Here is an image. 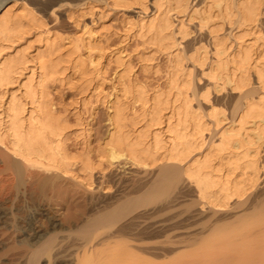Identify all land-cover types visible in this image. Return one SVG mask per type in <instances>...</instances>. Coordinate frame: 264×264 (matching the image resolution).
Instances as JSON below:
<instances>
[{
    "label": "bare ground",
    "instance_id": "bare-ground-1",
    "mask_svg": "<svg viewBox=\"0 0 264 264\" xmlns=\"http://www.w3.org/2000/svg\"><path fill=\"white\" fill-rule=\"evenodd\" d=\"M11 1L18 8L0 0V264H171L191 247L192 257L180 264H264V0H159L151 17L126 28L166 55L165 84L148 90L116 54L99 154L143 168L142 185L133 188L140 202L171 192L162 207L147 209L131 208L134 191L110 199L93 191L97 166L68 153L69 111L55 112L50 102L52 83L70 84L68 69L80 75L79 94H89L102 64L90 53L87 63L79 49L90 52L97 42L87 36L63 47L27 0ZM94 1L115 10L146 8V0H42V14L50 10L55 18L58 8L68 18ZM202 78L204 88L197 86ZM222 92L237 94L232 117L211 102ZM30 168L74 177L86 193L84 211L67 225L60 221L42 200L52 178ZM184 180L194 185L199 210L209 212L193 211L192 203L182 215L175 212L180 199L172 194ZM112 218L124 222L117 226ZM191 221L195 228L186 225ZM223 222L228 231L233 222L246 231L238 240L231 231L224 234L230 241L211 240Z\"/></svg>",
    "mask_w": 264,
    "mask_h": 264
},
{
    "label": "rangeland",
    "instance_id": "rangeland-1",
    "mask_svg": "<svg viewBox=\"0 0 264 264\" xmlns=\"http://www.w3.org/2000/svg\"><path fill=\"white\" fill-rule=\"evenodd\" d=\"M5 1L8 2V7H12L13 9L18 8L16 7V4L13 3L11 0ZM20 1L18 0L17 2ZM158 1L159 0H146V8L142 9L139 5H132L131 7L117 10L106 4L101 3L100 1H94L89 2L88 5L85 4L84 6L79 7L78 9H73L68 18L65 13L58 12V8L54 9L56 13L55 18L52 15L50 16V10H48L46 14H42V0H27L26 3H29L28 5L34 8V10L42 16V20L45 22L46 27L49 29L51 35L57 36L63 40V47L69 48L71 44H73V41H77L78 39H81V37L83 39H86L87 36L93 37V39H95L94 41L97 42L95 47L93 46V50H91L90 52L83 46L79 49V54L86 61L88 60L90 54H93V56L96 58L100 56V58L98 59H100L99 61L102 64V68L99 72V75L95 77L96 79L93 80V83L90 86L89 94L86 95L85 98L83 97V95L86 94V92L83 94H79L78 85L81 84L80 75L76 70L68 69L67 73L70 74L71 77L70 84H63L59 81L52 83L49 86L48 92L50 96V102L55 112H64V109H67L69 111V114L67 115L66 128V149L68 153L70 155H73L79 152L80 154L86 155L92 162V164L97 166L92 174L93 185L91 188L93 189V191H99L101 195H103V197L107 199H110L111 197H113L114 193L117 194L120 191L123 194H132L131 191H134L133 198H135L137 201L134 202V199L132 198L133 201L131 202V205L134 207H130L135 208L136 206V208L139 207V209L140 207L144 209L145 206V208L147 209L148 207L150 208L155 204H157L155 205L156 207H162L163 203L165 202L164 204H166L167 202V195H171L170 189L169 194H167V191L165 190L166 197L163 196L164 194H162V192H160L162 196L161 194L156 195L159 194L156 193L155 196H153L152 198L148 197L145 198V200L141 199V201L143 200V202H140L138 200L139 197L135 196V194L137 195L138 191L136 192L135 190H138V188L141 187L139 182H141L142 185L141 174H145L143 168H141L140 166L133 165L130 161L125 158L109 163L106 158L101 159L99 153L109 129L107 112L109 103L113 97L111 93L114 90L113 84L115 83L114 72L116 67L114 61L117 57L116 54L122 52L121 54H118V56L124 57L129 62V67L133 72V80L143 82L148 90L153 89L156 85L162 87L165 84V71L167 65L166 55L159 52V50L157 49H152L151 45L143 43L141 38L135 36V28L133 30H130L129 32L128 30H126V28L129 29L130 27L135 26L142 20L146 21L149 17H151L154 12V4H157ZM24 2H26V0H24ZM192 22L195 23L196 20ZM260 28V33L264 35V19L261 22ZM228 30V27L224 25V28L221 33L227 34ZM202 36L205 38L204 42L207 41L205 34ZM185 41H183L182 43L186 44L188 41H190V39L186 42ZM88 70H92V67ZM194 78L196 79L198 77H196L195 75ZM207 85L208 83L205 78H202L197 83V86L201 88H204ZM236 99L237 94L230 92H222L221 94L211 95V102L215 105H220L226 117L233 116L234 106L237 101ZM192 103L194 106H197L196 99H193ZM203 107L202 111L204 113L208 106H205L204 104ZM129 112L130 114H132V110ZM127 125L130 126L129 123ZM260 155L262 156V153ZM157 168L158 167L155 166L151 169V171H156ZM29 171L34 175H48V177L50 176L52 178H50L51 181L49 185H47L45 187V190L42 191V200L45 204H47L51 212L55 213L56 216H58L57 218L60 221L63 220L64 224L67 225L66 222H68L70 218L73 219L77 217L80 213H82V211H84V197L86 193L81 185H77L78 181L74 179V177L72 178L71 175L62 176L58 172H56L57 174L52 171L44 172L43 170L37 168H30ZM149 171L150 170H147L146 173H148ZM72 173H76V175L79 177L84 176L82 172H76V166L72 167ZM187 182L185 183L184 180V182L181 183L183 185L181 186L180 184L181 188L179 186L175 188L179 193L177 192L176 194L175 189V191H173L172 196L177 195L176 201L180 199L177 202L179 205L175 204V212H181L182 215V212L185 211L184 209L186 207L191 208V206H187V203L189 205H191L192 203L193 207L191 209H194L193 211L205 212L207 210L205 213L209 212L208 208L206 207H203L202 210H199L200 206L196 203L198 201H196L197 198L195 187L193 184ZM136 185H138L139 187ZM101 187H104V189L100 190ZM178 189H180L181 191ZM140 203H143V207L140 205ZM233 204L234 203H232V206ZM221 219L222 221H225V218L221 217L219 222L221 221ZM254 219L252 218L251 220L254 221ZM115 220L118 221V219L112 218L111 222ZM251 220H248L246 224H249ZM255 220L257 221V219ZM192 221L195 222L196 220ZM192 221L190 223L187 222L186 225L191 224L190 228H195V225H197V223L195 224ZM226 221L231 222V220L229 219H227ZM122 222H124L123 219L118 222L115 221L114 223H116L115 225L118 226ZM254 222H251L249 225ZM192 223H194L195 225L193 224L194 226H192ZM223 223L224 224L222 226V223L219 225V229L217 227V229H214L212 231L213 233L211 232V237H213L210 238L209 236L211 240L225 241L226 237L227 239L229 238V235L226 237L225 235L230 233V231L232 233H230L231 236H233L236 232L238 235H235V237H230V239L234 238L233 240H238V237L240 236L238 233L240 232L241 234L244 233V230L246 231L245 224L244 227L242 226L243 228H241V226H239V228H236L234 222L230 223L229 226L231 225L232 229L230 228V231H228V223ZM176 224H178V222ZM233 228L238 231H235ZM230 239H228V241H230ZM193 248L191 247L189 249H186L188 251L184 252L185 255L183 254V258H176V261L173 260V263L180 264L181 261L184 263L188 261V259L192 257V254L190 255V253L192 252ZM249 248H251V246H249ZM186 252L187 255L189 254L188 256H186ZM160 261L162 262V259H160ZM141 263L142 261L139 262V264ZM135 264H138V262ZM168 264L170 263L168 262Z\"/></svg>",
    "mask_w": 264,
    "mask_h": 264
}]
</instances>
